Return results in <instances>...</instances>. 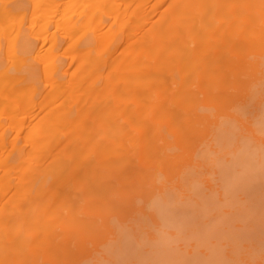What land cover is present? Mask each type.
Here are the masks:
<instances>
[{"label": "bare ground", "instance_id": "obj_1", "mask_svg": "<svg viewBox=\"0 0 264 264\" xmlns=\"http://www.w3.org/2000/svg\"><path fill=\"white\" fill-rule=\"evenodd\" d=\"M168 1L0 0V26H8L0 41V264H37L47 254L69 261L113 201L130 205L140 186L152 187L167 134L178 142L197 136L180 116L198 99H230L263 58L264 44L254 51L246 39L255 27L264 34V0ZM57 17L66 20L65 37L51 31ZM261 164L258 151L242 147L224 169L230 201L245 195L236 210L245 226L229 232L234 248L201 252L153 239L156 256L134 260L135 242L122 235L111 264H253L243 242L256 255L264 248ZM178 184L169 190L183 193ZM166 192L163 199L177 194ZM210 197L168 200L166 222L191 226L212 210ZM222 231L200 227L197 235L205 241Z\"/></svg>", "mask_w": 264, "mask_h": 264}, {"label": "rangeland", "instance_id": "obj_2", "mask_svg": "<svg viewBox=\"0 0 264 264\" xmlns=\"http://www.w3.org/2000/svg\"><path fill=\"white\" fill-rule=\"evenodd\" d=\"M169 2L170 0L167 5ZM73 4L74 2L67 4V7ZM28 16L30 17V15ZM57 19L51 31L55 32V26H57L60 29L58 33L65 37L66 20H59V17ZM61 22L62 24H59ZM74 22L77 21L74 20ZM257 22L260 24L261 20ZM7 27L6 23L0 26L1 42L4 34L2 31ZM255 28L254 32L246 39V43L250 44L254 51L258 46L262 47L264 44V34ZM140 37L141 33L138 35V38ZM63 40V44L67 43L66 39ZM93 48L96 49L97 45H94ZM2 57L5 58L3 51ZM253 61L257 66L250 67L247 73L238 78L231 87L232 96L230 99H198L185 112L186 115L180 116L183 121L189 120L188 122H190L189 126H186L187 131L195 133L197 136L184 140L183 135L179 133L177 137L184 140L180 142L173 134L165 136L166 146L160 150L155 169L148 177L147 183H151L152 187L149 185L140 186L138 190L142 192L135 193V200L130 205L122 206L118 200L113 201L105 210L106 216L95 220V223L91 225L88 231L90 239L82 240L80 238L77 243L83 242L82 247L76 248L75 253L70 250L69 261L62 262L58 255L47 254V257L39 258L37 264H111L113 257L116 256L115 243L122 235H128L135 242L134 260L144 256L151 258L156 256L157 246L151 245L153 239L161 242L167 241L172 248L183 245L196 247L198 245L196 249L201 252L216 243L221 248L224 245L232 248L238 245L237 242L230 239L229 232H234L236 228L245 226V222L236 215L237 208L241 207L238 200L245 198V195L237 193L233 196V202H236L234 205L230 201L231 197L226 188L222 186V181L224 169L233 164L242 147L250 151H258V160L263 162L261 165L264 168V54L261 60L255 58ZM67 62L69 63V61ZM38 68L42 69V65H39ZM67 68L68 64L65 65V69ZM28 69L31 70V68ZM37 77L40 78L39 73H37ZM70 79L68 76L64 81L68 82ZM124 140H128V138ZM174 146H179V148L171 150L170 147ZM18 148L27 150L24 140L19 141ZM131 162L134 163V159ZM263 168L260 195L264 204ZM238 170L240 171L241 168L238 167ZM175 179L179 182L177 186L182 185L184 188L183 193L179 194L176 188L169 190ZM193 184L198 187L194 188ZM165 191H174L177 194L163 199L161 194ZM184 194L196 200L203 197L202 203L208 196H211L210 198L214 199L217 205L214 200H210L213 205L212 210H207V213L200 216L191 226L182 228L170 225L166 222L162 208L166 207L172 198L180 199ZM164 201L168 202L163 205ZM189 205L197 211L201 208L196 203ZM77 227L78 223L74 224L72 228L77 229ZM200 227L213 228L217 231L221 229L224 234L204 241L197 235V229ZM124 239L125 237L119 244ZM252 239L251 237L237 238V241L247 240L250 242ZM95 247H97V251H95ZM82 248L83 250H81ZM243 248L255 261L253 264H264V248L257 251L259 256L253 253L247 243L243 242ZM190 250L191 248H189ZM103 256L110 263L103 261Z\"/></svg>", "mask_w": 264, "mask_h": 264}]
</instances>
